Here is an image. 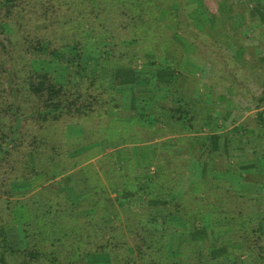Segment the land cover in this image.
Masks as SVG:
<instances>
[{
  "label": "trees",
  "instance_id": "obj_1",
  "mask_svg": "<svg viewBox=\"0 0 264 264\" xmlns=\"http://www.w3.org/2000/svg\"><path fill=\"white\" fill-rule=\"evenodd\" d=\"M194 2L0 0V264H264V88L252 100L256 113L224 133L222 147L226 154L234 147L233 157L245 148L256 155L249 165L259 168L258 189L214 183L218 172L230 170L212 161L221 154L218 133L191 150L209 188L191 185L182 194L167 173L142 177L132 162L120 167L117 149L97 150L141 139L112 113L120 105L110 75L121 81L123 70L113 67L126 62L142 68L130 71L133 80L144 77L140 70L153 72L156 86L176 96L177 105L151 106L152 124L178 122L188 137L217 131L209 117L215 107L188 99L177 81L159 79L172 69L157 66L158 57L178 55L183 42L201 48L212 36L225 43L222 17L203 3L192 15ZM257 6L264 12L261 0ZM219 50L213 52L220 56ZM223 57L232 77L243 72L233 54ZM77 125L83 129L74 142L67 137ZM90 156L110 161L85 170L88 191H63V176L83 169Z\"/></svg>",
  "mask_w": 264,
  "mask_h": 264
},
{
  "label": "rangeland",
  "instance_id": "obj_2",
  "mask_svg": "<svg viewBox=\"0 0 264 264\" xmlns=\"http://www.w3.org/2000/svg\"><path fill=\"white\" fill-rule=\"evenodd\" d=\"M195 1L196 2H194V4L190 5L189 7V11L192 13V15H194L195 12L196 16L198 17V8L201 5L200 3H203L205 8L208 9L210 13L222 17L220 19H223L224 21H222L221 24L225 26L226 35L224 37L222 36L221 38L224 39L223 41H225V43H216L212 36H210V38L206 37L207 42L210 44L206 43L207 45H204L201 48H198L196 45L190 42H183L180 53L178 50L180 48L177 49L179 56L169 55L170 57L168 59L162 55L158 57L157 66L161 67V64H164L165 66L170 65L172 69L168 70L167 74L163 71L161 73L162 77H159V79L165 80L168 83L177 81L179 88H188L187 92L190 94L188 99H191L193 96L194 98L196 97L197 104L208 103L215 107L213 112H211L212 116L209 117L213 120H216L217 122L219 120L223 121V125L227 128L226 133H228L231 131V129L240 128L243 122H245L248 118L251 119V117L256 113L257 110H255L252 100L253 97L255 98L257 95L261 94L262 89L264 88V61L260 59L264 57V12L258 10V0ZM261 2L264 5V0H261ZM252 43H255L252 45L254 47L249 48L248 45ZM208 45H210V48H208ZM217 48H220V56H218L219 53L216 54L213 52ZM200 52H203V57L202 55H199ZM225 52L235 56V61L242 65L243 72L240 74H235V76L232 77L228 71L223 69V67L226 65L223 63V60L225 59L223 57V53ZM172 58L176 59L175 64L171 63L170 59ZM139 66L140 65L138 64L129 62L120 63L116 67L114 66L113 70L116 71L115 68H121V72L123 70V74L121 75V81H116V79L113 77L114 74L110 75L111 78L109 80V87L112 88V90L114 89L119 98L118 102L120 106H118V108L115 110L112 109L113 115L129 121V128H132L136 131L137 137L141 138L138 140L140 143L149 141V135L151 136L150 132H152L155 127L159 126L161 123H151L150 120L154 118L153 114H151V106H153L154 103L161 101L174 106L177 105V101H175L176 96H172V91H169L168 88L160 89L159 86H156V83L159 82L157 81L158 78L155 75L150 78V75L153 74V72H150L151 74H145L144 70H140L141 75L144 77H141V80H133L131 78L130 71L140 68ZM242 73L244 74L243 77ZM126 83L128 84L126 85ZM233 83H236V86L238 83H240L242 86H245L248 89H245L243 93L239 88L238 90L234 89ZM221 93L229 94V100H227L225 108L223 105L224 101H219V96ZM130 97L134 104H130L129 106ZM113 105L114 103L112 102V106ZM126 107H132V113L128 118H126ZM218 107H221V109ZM208 112L210 111H206V114ZM138 117H140V119ZM141 118H146V120L148 119L150 124ZM224 118H226V121H224ZM171 122L175 125V128L172 131H175L173 133H176V137L179 138L178 143L176 144L177 147H180L181 144L183 145L185 142H187V144L189 143V153L187 155H185V153L176 155L172 162L157 165L156 171H160L161 174L167 173L168 176H171L173 181L175 179L174 183L176 185L177 194L184 193L191 185H196V190L209 188L208 176L204 175L205 172L202 169L199 170V168L202 166L200 161L192 156L191 150H194L195 152L197 150V146H199L201 143L199 140H206V137L210 135L212 131L208 128H204L200 134H197L199 138L195 134H188V137L186 134L183 135L180 133L182 129V126H180L181 124H178V122L175 121ZM238 122L239 124L236 125ZM82 125L71 127V133L74 135H72V137L68 136L67 139L73 140L74 142H79L78 140L80 137H76V134H80L83 129ZM87 125L92 126V123L88 122ZM252 125V120L246 122L247 129H252ZM214 134L215 133H213V135ZM236 138L234 137L235 140ZM227 140L228 139L225 136L220 140V144H215L216 148H218L217 146L221 147V154L219 155V159L215 157L212 159V161L215 160L217 163H222V166L228 165L230 170L218 172L213 180L214 183L222 187L228 186L233 190L250 191L249 189L252 190L260 188V179L257 175L259 168L256 169V165L254 167L249 165L251 163L253 164L256 155H253L248 148H245V150L239 151L237 153V157H233L230 154L232 153L234 147H231L229 149V154H226L222 147L223 143ZM116 142L117 143L113 141L104 144V146H98L97 150L100 152H105L110 145H126V143H123L122 139L117 140ZM138 142H127V144H134ZM157 147L158 144H147L142 148V151L146 148L155 151ZM115 149H117L116 151L119 153L117 155V162L120 164V167H126V163L130 162L126 161V146ZM179 149L181 150L182 148ZM206 150L207 149H205V151ZM208 150H210L209 147ZM136 151L139 153L138 150ZM92 158V156L86 157L81 161L83 169L81 167L78 168H81L83 173L87 168L92 170L100 163L107 162L108 164L110 161V156H104V159L100 161ZM193 159L196 160L193 170L196 171L198 169L199 172L195 175H192V177H194L193 179L198 180L189 181L188 184L190 182L191 183L186 187L184 183L188 180L187 176H189L191 172V162ZM260 159H262L263 162V158ZM204 161L207 160L205 159ZM130 165L131 164L127 166ZM231 166H236V168H230ZM69 174L70 172L67 176H63V178L61 177L64 180L63 185L65 184V186H62V189L63 191L68 192V194L70 190L72 192V189L69 190L67 184L68 182H73ZM203 177H207V180L205 179V181H202ZM183 185L185 188H183Z\"/></svg>",
  "mask_w": 264,
  "mask_h": 264
},
{
  "label": "crops",
  "instance_id": "obj_3",
  "mask_svg": "<svg viewBox=\"0 0 264 264\" xmlns=\"http://www.w3.org/2000/svg\"><path fill=\"white\" fill-rule=\"evenodd\" d=\"M253 44L255 43H252L249 45L246 44V45H248V47L250 48V47H254L252 46ZM221 100L224 101L223 105L225 108L227 104V100H229V94L221 93V95L219 96V101L221 102ZM130 104H134L131 97H130L129 106ZM131 108L132 107H126V118H128L129 115L132 113ZM218 108L221 109V107H218ZM224 121H226V118H224ZM217 124L219 126L217 131H214L211 134L218 133L219 136L221 135L223 136L224 133H226L227 128L226 126L223 125V121L221 120H219ZM238 124L239 122L236 123V125ZM174 128H175V125L171 121L165 120L161 122L159 126L155 127V129L152 132H150L151 136L149 135V137L151 140L148 139L149 141L140 142V143L138 142L134 144H127L126 142V145H122V146H126V161H130L134 164L138 175L142 177L152 175L154 172H156L157 165L172 162L173 158L176 157V155H181L183 153L187 155L189 153V146H188L189 143L187 144V142H185L183 145L181 144L180 147H177L176 144L178 143L179 138L176 137L177 136L176 133H173L175 132V131H172ZM119 144H123V143H119ZM147 144H152V145L158 144V147L155 151L149 150L147 148L142 151V148L145 147ZM122 146L115 147L113 145L112 146L110 145L108 146V149L106 151H111V150H114L115 148H119ZM179 148H182V149L180 150ZM136 150H138L139 153ZM195 162L196 160L194 159L191 162V165H192L191 172L189 176H187L188 180L185 181L184 183L186 187L191 183L190 182L188 184L189 181L198 180V179H193L194 177H192V175H195L196 173L199 172V170L202 169V168H199V170L198 169L196 171L193 170ZM69 175L73 182L72 183L68 182L67 185H68L69 190L72 189V192H71L72 194H75L77 192L81 194L90 189V186L87 183L86 178L81 168H76L72 170ZM140 186L145 187L146 186L145 181L140 183ZM183 188H185V186Z\"/></svg>",
  "mask_w": 264,
  "mask_h": 264
}]
</instances>
